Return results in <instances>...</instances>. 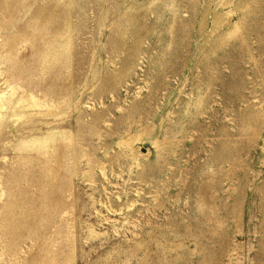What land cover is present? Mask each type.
<instances>
[{
    "label": "rangeland",
    "instance_id": "374dc122",
    "mask_svg": "<svg viewBox=\"0 0 264 264\" xmlns=\"http://www.w3.org/2000/svg\"><path fill=\"white\" fill-rule=\"evenodd\" d=\"M0 264H264V0H0Z\"/></svg>",
    "mask_w": 264,
    "mask_h": 264
}]
</instances>
